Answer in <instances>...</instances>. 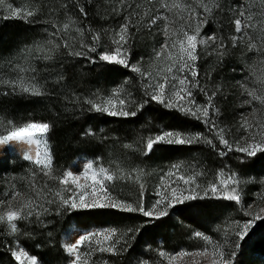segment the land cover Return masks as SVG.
<instances>
[{
  "label": "trees",
  "instance_id": "obj_1",
  "mask_svg": "<svg viewBox=\"0 0 264 264\" xmlns=\"http://www.w3.org/2000/svg\"><path fill=\"white\" fill-rule=\"evenodd\" d=\"M207 2V0H206ZM220 9L207 17L208 23L202 27L201 36L215 35L227 45L223 57L204 55L207 51L201 46L202 58L198 61L201 73L200 82L209 90L221 86L223 93L217 96L215 103L221 110L218 118L220 126L229 130L227 137L231 141L239 140L242 129L239 128L241 113L246 112L242 104L239 84L251 82L260 88L264 81V55L248 52L240 45L234 47L231 37L234 32L232 20L236 17L244 0H217ZM20 8L35 7L40 14L37 23L29 24L16 19H3L8 15V6ZM83 7L87 17L77 12ZM162 11L159 0H3L0 4V121L12 120L17 125L30 121H46L51 127L48 140L53 156L52 172L56 176L68 171L71 163L80 156L92 157L104 167L115 168L117 165L125 172L132 169L143 170L138 182L128 179L116 180L111 189L121 199L136 203L141 198L145 207H151L158 198L156 192L162 181L166 184L176 177L166 178L173 165H185L183 174H192L187 165L195 164L197 191L229 174H236L241 181L238 190L241 194L239 203L217 198H205L186 201L176 205L169 215L160 219L144 217L139 213H124L113 209L71 210L57 205L46 204L50 210L40 217V221L22 222L20 233L13 235L6 225L0 224V264H16L10 249L21 244L30 254L36 255L42 264H69V257L62 247V235L72 225L78 228H96L98 231L116 229L124 236L117 247L119 254L95 252L88 264H169L158 253L163 250L170 255L212 245L194 236L195 232L209 235L214 242L225 246L226 252H235L232 264H264V220L255 221L247 235L241 240L236 235V222L250 221L254 213L264 207V154L247 157L241 153L229 152L225 156L218 154L206 144L189 146L159 145L145 156L140 145L141 138L154 135V129L181 130L185 134L203 133L207 129L193 118L184 117L174 110L164 109L161 105L150 103L136 117H109L90 110L85 103L88 99L98 100L123 87L132 97L142 103V78L129 69L104 63H89L83 57L68 55L62 48L56 49L52 60H37L34 45L48 41L62 43L53 38V23L62 25L74 21L69 32L72 43L80 41L90 43L91 32H107L102 40L103 50L115 47L111 36L120 25L131 17L133 22L137 14ZM145 20L147 17L144 18ZM163 27V21H160ZM178 27V23L175 25ZM82 27L83 35L75 29ZM130 41L132 62L140 61L143 70L155 72L159 67L153 62V50L158 49L163 36L157 27L151 31L137 26ZM75 51H85L78 46ZM20 68H35V73H20ZM18 75H35L49 95L33 97L19 92L11 94V88L5 83L16 79ZM259 78V79H258ZM8 93V94H5ZM196 99L203 103L206 97L196 92ZM258 108H264L256 102ZM135 110V106H132ZM95 135H84L87 131ZM2 131V128H0ZM125 144L138 146L137 150L126 148ZM224 148L223 145L218 146ZM226 151V150H225ZM37 172L36 181L43 186L48 183L53 191L59 190L55 182L39 174L34 163L14 157L0 160V199H7L12 185L21 192H27V185L32 179V172ZM223 173V176L220 174ZM71 193H65L70 195ZM42 221V222H41ZM131 230V231H129ZM24 233H27L26 235ZM239 244V247H237ZM87 249L85 245L82 251Z\"/></svg>",
  "mask_w": 264,
  "mask_h": 264
},
{
  "label": "snow or ice",
  "instance_id": "obj_2",
  "mask_svg": "<svg viewBox=\"0 0 264 264\" xmlns=\"http://www.w3.org/2000/svg\"><path fill=\"white\" fill-rule=\"evenodd\" d=\"M152 2L153 0H149V3ZM0 4H3V0H0ZM220 7L217 0H207V2L206 0H159V9L162 11L149 10L143 16L137 14L135 22L129 17L111 36V44L115 47L107 50H103L102 45L103 38L109 35L107 32L90 31V43L80 41L78 45H74L71 42L73 38L69 36L74 21L65 22L62 25L53 23L51 25L54 29L52 36L53 38L59 37L62 43L58 42L50 47L49 45H53V41L50 40L46 44L34 45L33 51L37 60L48 61L54 58L52 53L56 49L62 48L68 55L83 57L89 63L121 66L142 78L143 96L146 97L142 103H138L123 87H118L102 99L86 100L85 103L90 106L91 111L114 118L136 117L142 114L146 105L154 102L164 109L174 110L184 117L195 119L209 133L205 136L203 133L185 134L181 130L170 128L154 129V135L141 138L139 142L145 156H149L159 145L191 147L203 143L217 150L221 156L235 152L254 157L258 153L264 154V108L256 106V102L264 105V81L260 82V88L253 86L251 82L242 81L239 84L241 95L245 97L242 104L246 106V112L241 113L239 121L242 135L239 140L231 142L227 137L229 130L226 126H220L218 122L221 110L217 107L215 100L217 96L222 95V87L218 85L213 90H209L200 82L201 73L198 61L202 58L201 46L207 49L204 55L223 57L227 52V45L222 39L215 35L201 36L202 27L208 23L207 17ZM238 7L239 11L232 20L234 32L238 34L231 37L233 46L243 45L248 52L264 55V0H244ZM76 10L81 16L87 17V12L83 7H78ZM39 14V8H20L9 5L8 15L2 18L21 20L34 25L38 22L35 18ZM145 17H147L146 20ZM160 21H163V27H160ZM177 23L178 27L175 26ZM138 25L149 31L155 26L164 38L159 48L153 50V62L159 65L155 72L143 70L140 61L132 62L130 41L134 31L138 30ZM75 31L83 35L84 29L77 27ZM76 46L95 55L88 56L85 51H75ZM35 71V68L18 69V72L26 74H34ZM5 83L11 88V94L19 92L33 97L50 94L39 83L35 75H18L16 79L5 81ZM194 90L206 97L203 103L197 101ZM133 105L135 110H132ZM51 127L46 121H30L22 125H17L12 120L0 121V128H2L0 145L5 148L21 144L29 147L35 146V155L25 150L23 158L37 165L39 174L47 177L48 181L61 186L56 191H53L48 183L41 186L36 181L37 172L35 171L31 174L32 179L27 185V192H21L15 184L12 185L11 190L5 194L7 199H0V224L6 225L13 235L20 233L18 226L20 223L40 221V217L50 211L45 206L46 204L57 205L58 212L60 208L113 209L160 219L168 216L170 210L176 205L184 204L186 201L212 197L237 203L241 200L238 190L241 181L234 173L220 179L218 183L210 184L201 195L197 191L200 186L196 184V177L202 173L195 172V164L186 166L192 170L191 175L183 174L182 170L185 165H173L172 170L166 174V178L176 177L175 181L166 184L162 181L160 189L156 192L158 198L151 207H145L142 184L140 185L141 198L136 203L121 199L114 195L111 189L112 183L116 180L128 179L138 182L143 170L132 169L125 172L118 165L115 168H108L89 163L83 173V179L90 183H81L80 175L72 171L56 176L52 172V158L47 143ZM84 135L94 136L95 132L89 130ZM219 145L224 146L223 150L219 149ZM124 146L131 150L138 149V146L133 144ZM220 175L223 176V173ZM68 192L71 194L66 196L65 193ZM261 213H264V209H260V212L255 214L246 213L252 219L242 224L236 222L235 235L242 240L255 221L264 220V215ZM194 236L212 245L211 251L208 248L198 249L194 253L182 251L178 254L180 258L185 256L202 258V260H194L193 264H203V260H209V264H232L235 252L227 253L225 246L214 242L209 235L203 232H195ZM123 240L124 236L116 229H105L80 233L74 241L67 243L64 247L68 256L71 257L69 264H88L95 252L119 254L122 249L117 246ZM85 245L87 249L82 251ZM10 251L16 264H40L38 257L30 254L24 247L18 250L10 249ZM158 255L167 259L169 264L177 259V255H170L163 250L159 251Z\"/></svg>",
  "mask_w": 264,
  "mask_h": 264
},
{
  "label": "rangeland",
  "instance_id": "obj_3",
  "mask_svg": "<svg viewBox=\"0 0 264 264\" xmlns=\"http://www.w3.org/2000/svg\"><path fill=\"white\" fill-rule=\"evenodd\" d=\"M47 143H48V147L50 149V155H51L52 162H53L51 145L49 143L48 137H47ZM1 147L2 148L0 149V160L11 159L14 157H19L21 159H24L23 158L24 155L20 154L16 150L15 145H13V147H10V148H5V146H2V145H1ZM89 163H93L94 166L97 164L101 165L98 160H96L92 157L80 156L71 163L68 171H72L73 173L80 175V177H81L80 182L81 183H90V181H85L83 179V173L86 171L87 164H89ZM260 209H264V207L257 209L256 211H254V213H259ZM261 215H264V213H261ZM94 231H98V229H96V228H89V229L78 228L76 225L70 226L62 235V247H63V249L65 250L64 246L67 243L74 241L77 238L78 234L86 233V232H94ZM20 247H23V246L21 244H16L14 250H18ZM179 253L174 254V255H177V259L175 261H173L172 264H193L194 260H202L201 257H195V256H185L183 258H180L178 256ZM191 253H194V252H191ZM66 254H67V252H66ZM70 259H71V257H69V261H70ZM40 264H42V263L40 262ZM203 264H209V260H203Z\"/></svg>",
  "mask_w": 264,
  "mask_h": 264
},
{
  "label": "bare ground",
  "instance_id": "obj_4",
  "mask_svg": "<svg viewBox=\"0 0 264 264\" xmlns=\"http://www.w3.org/2000/svg\"><path fill=\"white\" fill-rule=\"evenodd\" d=\"M2 147H1V145H0V149H1ZM15 148H16V150L20 153V154H22V155H25V150H27L28 152H30L32 155H34L35 154V151H36V148H35V146H31V147H29V146H27V145H15Z\"/></svg>",
  "mask_w": 264,
  "mask_h": 264
}]
</instances>
